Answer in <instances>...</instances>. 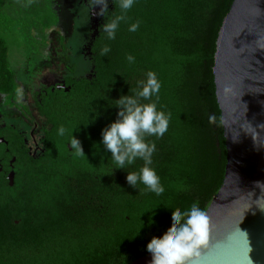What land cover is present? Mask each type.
I'll use <instances>...</instances> for the list:
<instances>
[{"label":"trees","instance_id":"trees-1","mask_svg":"<svg viewBox=\"0 0 264 264\" xmlns=\"http://www.w3.org/2000/svg\"><path fill=\"white\" fill-rule=\"evenodd\" d=\"M231 2L135 0L124 13L108 0L100 26L124 16L115 38L108 40L99 26L89 74L68 77V93L61 90L43 101L39 111L50 125L46 153L0 196V264H126L147 253L151 238L171 229L174 211L193 201L206 209L226 162L212 66L217 32ZM80 11L86 20V10ZM21 12L37 25L48 26L52 18L48 0H0L2 28L29 26L27 16H17ZM137 21V30L128 31ZM104 46L110 51L101 56ZM149 70L161 83L157 107L169 115L163 136L146 137L155 144L151 167L164 187L159 196L127 184V172L138 170L140 159L115 168L100 143L101 130L118 119L115 99L134 95ZM17 88L0 36V92L14 97ZM61 126L63 137L57 135ZM70 135L83 155L68 149Z\"/></svg>","mask_w":264,"mask_h":264},{"label":"water","instance_id":"water-1","mask_svg":"<svg viewBox=\"0 0 264 264\" xmlns=\"http://www.w3.org/2000/svg\"><path fill=\"white\" fill-rule=\"evenodd\" d=\"M212 73L226 162L205 209L208 242L198 264H264V211L257 207H264L257 187L264 185V0H232L217 32ZM8 180L11 186L12 173ZM126 264H150L149 254Z\"/></svg>","mask_w":264,"mask_h":264},{"label":"clouds","instance_id":"clouds-1","mask_svg":"<svg viewBox=\"0 0 264 264\" xmlns=\"http://www.w3.org/2000/svg\"><path fill=\"white\" fill-rule=\"evenodd\" d=\"M113 2V0H112ZM108 0H87L88 13L97 8L96 15L106 17ZM122 12L126 13L135 0H115ZM123 15L115 16L110 21L103 23L101 32L108 40L115 38V32ZM106 21V20H105ZM139 27V22L128 26V31L134 32ZM110 51L108 46L100 49L99 54L106 56ZM126 60L134 61L132 55H126ZM161 83L154 71H147L144 79L137 82L134 95H122L115 99L112 106L117 108L118 119L111 122L101 130L100 143L110 153L115 168L124 169L125 165H132L136 159L143 163L138 170L128 171L125 180L128 185L136 187L138 184L157 196L164 191L160 177L151 167L152 154L155 144L148 142L146 137H161L168 130L169 115L157 107ZM225 86L224 92L229 91ZM144 101V102H141ZM213 117L209 116V122ZM260 127V126H258ZM253 139L255 131L248 129ZM57 135L63 137L65 128L59 127ZM68 145L77 155H83V150L77 138L70 135ZM264 190V185L257 184ZM261 199L258 198L257 201ZM257 207L264 211V207ZM209 233V218L197 201H193L184 211H174L171 219V229L161 238L153 237L145 245L149 254L150 264H198L201 249L207 246Z\"/></svg>","mask_w":264,"mask_h":264},{"label":"rangeland","instance_id":"rangeland-1","mask_svg":"<svg viewBox=\"0 0 264 264\" xmlns=\"http://www.w3.org/2000/svg\"><path fill=\"white\" fill-rule=\"evenodd\" d=\"M79 5L80 0H48L52 14L48 26L33 24V17L22 12L17 16H27L29 26L10 24L2 28L0 25V36L6 40L9 62L18 82L15 101L19 104L31 103L33 91L42 76L62 75L67 72L66 65L69 63L75 64L78 74L90 69L86 50L82 48L83 54L79 52L84 22L87 26V19L82 16L80 10L83 9ZM92 22L91 18L90 28Z\"/></svg>","mask_w":264,"mask_h":264},{"label":"flooded vegetation","instance_id":"flooded-vegetation-1","mask_svg":"<svg viewBox=\"0 0 264 264\" xmlns=\"http://www.w3.org/2000/svg\"><path fill=\"white\" fill-rule=\"evenodd\" d=\"M86 4L87 0H80L79 6L81 9H85L88 14L87 30L83 34L79 49L81 54H83L82 48L86 51L88 48L89 51L91 50L92 39L99 32L102 17L95 14L96 7L88 13ZM92 16L93 22L90 28L89 23H91ZM69 46L72 48L71 44ZM86 58L90 63V54L86 55ZM71 67L74 69L72 74L70 73ZM66 70L67 72L62 75L42 76L38 86L33 91L30 104L16 102L17 93L14 97H10L0 92V99L2 100V107L0 108V196L8 195L17 176L27 172L31 166L40 162L46 153L45 132L50 129V125L39 111V107L44 106L43 101L61 90L68 93L70 84L66 83V79L88 75L91 70V63L90 69L83 74L76 72L74 63L67 64ZM67 147L69 150L71 149L70 146L67 145ZM11 173L13 174V184L10 186L8 177Z\"/></svg>","mask_w":264,"mask_h":264}]
</instances>
